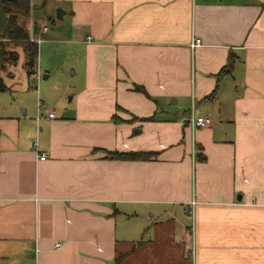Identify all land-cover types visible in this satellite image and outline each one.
Masks as SVG:
<instances>
[{
    "label": "crops",
    "instance_id": "1",
    "mask_svg": "<svg viewBox=\"0 0 264 264\" xmlns=\"http://www.w3.org/2000/svg\"><path fill=\"white\" fill-rule=\"evenodd\" d=\"M31 4L71 19L79 62L57 110L38 66L2 75L0 264H264V0Z\"/></svg>",
    "mask_w": 264,
    "mask_h": 264
},
{
    "label": "rangeland",
    "instance_id": "2",
    "mask_svg": "<svg viewBox=\"0 0 264 264\" xmlns=\"http://www.w3.org/2000/svg\"><path fill=\"white\" fill-rule=\"evenodd\" d=\"M58 9L51 7L44 11L41 4H33L27 18L20 19V23L29 30L30 38L41 39L38 44L37 66L40 69L41 77L47 74L50 76L44 81V85L47 87L48 106L54 110L60 108V98L65 102L69 100L71 93L68 92H70L75 78L71 76V71L74 69L73 64L76 65L79 62V53L68 42L73 35L71 19L66 16L62 20H57L56 11ZM43 26H48V32L41 34ZM35 29L36 31H34ZM15 51L18 56L19 54L23 55L20 47H16ZM22 60L20 57L14 70L16 82H20L23 77ZM34 86L37 87V84L35 83ZM7 96L8 93L2 94V101H5Z\"/></svg>",
    "mask_w": 264,
    "mask_h": 264
},
{
    "label": "trees",
    "instance_id": "3",
    "mask_svg": "<svg viewBox=\"0 0 264 264\" xmlns=\"http://www.w3.org/2000/svg\"><path fill=\"white\" fill-rule=\"evenodd\" d=\"M32 9L31 0H13L3 3V11L5 19L9 25V29L0 36V93L7 90L2 75L7 69L15 66L18 63L19 56L15 51L16 47H20L23 52L22 67L28 77L36 74L38 60V44L31 41L29 30L20 23V19L27 18ZM36 31V29L34 30ZM233 58L229 56L225 66L216 75L217 81L230 76L233 70ZM135 92L146 95L142 87H133ZM216 90H214L208 98H214ZM147 120V119H144ZM113 121L116 124L123 122L117 116H113ZM143 121V120H142ZM155 154L152 152H106V158L112 160H127V161H146L153 159ZM204 160V157H202ZM122 256L116 259V264H119Z\"/></svg>",
    "mask_w": 264,
    "mask_h": 264
},
{
    "label": "built area",
    "instance_id": "4",
    "mask_svg": "<svg viewBox=\"0 0 264 264\" xmlns=\"http://www.w3.org/2000/svg\"><path fill=\"white\" fill-rule=\"evenodd\" d=\"M48 31V26H43L42 27V31L41 34H44ZM41 39H33L31 38V41L36 42L37 44H39ZM201 45L200 41L198 39H194L191 43H190V48L191 49H195L197 47H199ZM49 118H54V112H50L48 114ZM189 124L191 126V128H203V127H207L208 125L211 124V121L209 119H205V118H195L193 115L190 116L189 118ZM32 148L35 151H38V142L36 140H34L31 143ZM46 155L44 154H39V160L40 161H44L46 160ZM55 248H60V245H56Z\"/></svg>",
    "mask_w": 264,
    "mask_h": 264
},
{
    "label": "water",
    "instance_id": "5",
    "mask_svg": "<svg viewBox=\"0 0 264 264\" xmlns=\"http://www.w3.org/2000/svg\"><path fill=\"white\" fill-rule=\"evenodd\" d=\"M13 0H0V36L3 35L8 29L9 25L5 19L4 11H3V3L4 2H11ZM64 11L61 9H58L56 11V19L61 20L64 16ZM240 199V197H238Z\"/></svg>",
    "mask_w": 264,
    "mask_h": 264
}]
</instances>
